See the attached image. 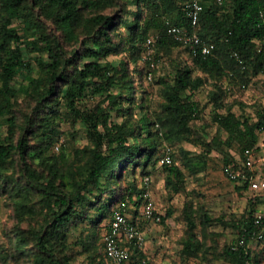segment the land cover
I'll return each mask as SVG.
<instances>
[{"label": "trees", "instance_id": "trees-1", "mask_svg": "<svg viewBox=\"0 0 264 264\" xmlns=\"http://www.w3.org/2000/svg\"><path fill=\"white\" fill-rule=\"evenodd\" d=\"M188 1L0 0V117L7 128L0 140V195L13 201L16 221L9 238L12 250L0 253L3 263L110 264L102 237L112 212L121 208L128 217L125 204L115 206L126 198L131 202L135 195L139 208L131 214L137 220L146 191L142 178L162 140L192 138L190 122L198 115L193 94L206 78L233 76L234 82L245 85L249 75L264 74V0H201L195 30L213 44L206 56L192 55L166 33L167 22L193 31L183 10ZM147 38H156L148 66L155 64L153 52L157 59L168 58L177 48H184L190 59L189 65L175 68L170 80L156 82L161 103L153 115L147 101L142 97L139 103L136 97L145 73L138 62ZM112 54H122L118 64L106 60ZM195 70L200 75H194ZM20 94L29 109L18 128L14 108ZM209 96L220 108L225 92L215 83ZM94 97L99 101L87 105ZM61 121L72 128L80 125L87 144L54 155L55 127ZM214 122L227 134V146H236L235 155L225 153L221 169L232 164L244 170V150H259L264 107L253 122L237 118L231 109L216 113ZM129 167L132 174L140 167L141 180L123 187ZM164 169L167 182H182L174 152L172 164ZM187 169L192 171V166ZM261 174L264 177V164ZM229 182L248 190L247 182ZM255 194L247 214L234 222L236 239L223 249L230 264H262L251 244L253 232L261 231L257 242L264 241V225L253 222V214L262 209L256 206L264 205V191ZM184 219L181 252L189 257L198 250L196 224L188 215ZM208 220L204 215L203 226ZM144 222L138 224L141 230ZM84 224L89 228L72 240L73 231ZM243 236L244 245L238 246ZM131 247L130 264L144 257L142 249ZM80 256L84 259L77 263Z\"/></svg>", "mask_w": 264, "mask_h": 264}, {"label": "rangeland", "instance_id": "rangeland-1", "mask_svg": "<svg viewBox=\"0 0 264 264\" xmlns=\"http://www.w3.org/2000/svg\"><path fill=\"white\" fill-rule=\"evenodd\" d=\"M107 11L113 12L115 9ZM153 56L155 68L151 71V78L148 79L150 67L142 54L138 66L144 67L145 73L142 84L136 90L138 102L142 103V97L147 101L150 115L160 110L161 86L156 82L160 78L170 80L176 67L190 64L188 53L184 48L174 49L168 58L162 56L157 59L155 52ZM121 58L122 54H112L106 60L118 64ZM193 73L200 75L198 70ZM232 79L233 76L220 79L206 78L205 83L192 96L198 105V115L190 122L193 131L192 138L190 141L162 140L153 163L147 167V176L151 181L149 186L151 198L156 213L161 219L164 218V222L161 224L144 222L142 226L144 257L139 261L134 258L132 264H230L222 256L223 249L236 239L237 232L233 227L234 222L244 218L250 208L248 201L256 194L249 190L236 189L224 176L220 163L225 153L232 156L236 154V146L234 143L227 146L225 142L227 134L214 122V115L224 114L227 109H231L237 118L247 119L250 122L255 121L257 112H261L264 107V74L249 75L245 85L241 82H234ZM215 83L225 92L220 108H217L209 96L215 90ZM98 101V98H91L87 105L93 107ZM28 109L29 102L20 94L14 108L18 128L24 121L22 114ZM140 112L137 113V117L140 116ZM112 118L116 120L115 117ZM6 129L0 117V140L5 136ZM55 131L57 139L53 144L54 149L51 148L54 155H59L61 150L68 153L74 147L87 144L84 130L80 125L72 128L65 121H61L55 127ZM165 147L173 149L174 165L182 173V182H167V171L164 169L167 165L160 163ZM258 147L257 162L254 165V170L257 169V171L261 169L264 157V130L258 135ZM188 165L192 166V171L187 169ZM131 168L129 167L124 173L123 187L140 183L142 176L140 167L135 168L133 174ZM134 196L131 197V202H127L126 198L115 206L121 207L125 204L130 218H132L131 213L139 208L134 202L137 200ZM256 208H264V205L258 203ZM186 215L194 219L196 224L194 231L198 241V250L189 257L181 252L182 239L187 229L184 219ZM204 215L209 218L206 221V227L202 224ZM15 224L13 201L7 196L0 195V253L3 250H12L9 238L13 236L12 231ZM21 227H26V225L22 224ZM86 227L89 228L84 224L76 232L73 231L71 239L74 240L81 229L85 231ZM251 248L253 252L262 256V264H264V241L253 242ZM83 259L84 256H80L76 262ZM0 264H5L1 256ZM6 264H12L11 260Z\"/></svg>", "mask_w": 264, "mask_h": 264}, {"label": "built area", "instance_id": "built-area-1", "mask_svg": "<svg viewBox=\"0 0 264 264\" xmlns=\"http://www.w3.org/2000/svg\"><path fill=\"white\" fill-rule=\"evenodd\" d=\"M221 3L223 0H214ZM185 15L189 19L190 27L193 31H187L185 28L179 27L167 22L166 33L172 38L181 43L182 46L190 48L192 55L200 54L202 56L208 55L213 49V44L207 39L201 38L195 27L197 26L199 13L202 11L201 0H190L185 3L183 8ZM156 43V38H147L145 47V59L151 60L152 47ZM151 62V61H149ZM241 64V62L239 61ZM150 68L153 69L155 64L151 62ZM151 78V72L148 73V79ZM243 86V85H242ZM58 149V147H56ZM173 162V149L165 147L162 152L160 163L163 165H170ZM257 162L256 153L245 149L243 152L242 168L250 172L247 177L244 170H237L232 164L226 165L222 168L224 176L235 183H248V190L252 193L264 191V177L261 174V169L255 171L254 165ZM264 164V157L261 166ZM142 183L146 186V191L142 194V203L140 206L139 216L137 220H133L125 214V210L116 208L112 212L111 223L108 230L102 237L104 245V253L110 264H130L131 263V248L143 249L144 232L138 226L141 221L159 222L161 217L156 213L154 203L151 198L149 186L150 177L142 178ZM253 222L256 226L264 225V210L256 211L253 214ZM262 238V233L253 232V241H258ZM244 236L239 239L237 245H244Z\"/></svg>", "mask_w": 264, "mask_h": 264}, {"label": "crops", "instance_id": "crops-1", "mask_svg": "<svg viewBox=\"0 0 264 264\" xmlns=\"http://www.w3.org/2000/svg\"><path fill=\"white\" fill-rule=\"evenodd\" d=\"M261 210H264V209L262 208ZM132 262H133V260H132Z\"/></svg>", "mask_w": 264, "mask_h": 264}]
</instances>
